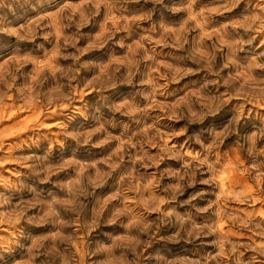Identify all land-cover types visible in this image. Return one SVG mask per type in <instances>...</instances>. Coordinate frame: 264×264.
I'll use <instances>...</instances> for the list:
<instances>
[{"label":"clouds","instance_id":"9594fccd","mask_svg":"<svg viewBox=\"0 0 264 264\" xmlns=\"http://www.w3.org/2000/svg\"><path fill=\"white\" fill-rule=\"evenodd\" d=\"M0 154V264H264V0H0Z\"/></svg>","mask_w":264,"mask_h":264},{"label":"rangeland","instance_id":"374dc122","mask_svg":"<svg viewBox=\"0 0 264 264\" xmlns=\"http://www.w3.org/2000/svg\"><path fill=\"white\" fill-rule=\"evenodd\" d=\"M25 117H28V119H31L30 114L25 113V112L18 113L17 117H15L14 119L19 120L21 122H24V118ZM46 123H53L54 124L55 123V118L54 117H49V120L46 121ZM51 131L55 132L56 129L52 128ZM0 155H3V154H0ZM6 167L10 168V167H12V165H7ZM5 175H7V173H5ZM237 179L243 180V178H239V177Z\"/></svg>","mask_w":264,"mask_h":264}]
</instances>
